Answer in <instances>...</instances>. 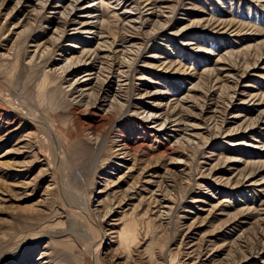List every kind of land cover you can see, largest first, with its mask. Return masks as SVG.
Instances as JSON below:
<instances>
[{"label":"rangeland","instance_id":"rangeland-1","mask_svg":"<svg viewBox=\"0 0 264 264\" xmlns=\"http://www.w3.org/2000/svg\"><path fill=\"white\" fill-rule=\"evenodd\" d=\"M22 1L0 0V264H264V1L154 0L163 17L123 0L115 11L143 12L134 29L110 15L116 0H63L94 15L82 19L113 48L136 36L125 100L103 107L96 79L81 101L67 94L75 75L62 79L58 49L73 38L29 51L55 24L40 34ZM17 2L27 17L14 28ZM91 35L69 55L94 47ZM11 105L47 124L59 149ZM131 227L136 238L122 241Z\"/></svg>","mask_w":264,"mask_h":264},{"label":"bare ground","instance_id":"bare-ground-1","mask_svg":"<svg viewBox=\"0 0 264 264\" xmlns=\"http://www.w3.org/2000/svg\"><path fill=\"white\" fill-rule=\"evenodd\" d=\"M75 1H77V0H75ZM122 1L123 0H116L115 5L113 6L114 10L110 13V15L112 16L113 19H116V18L127 19L128 18V20H126L123 23L124 25H126L127 27H132L134 29L140 28V26H138V27L133 26L135 23H140L142 21V17H143V12L139 9L138 4H137V8H133V7L127 8L130 5V3H127L125 10H123L122 12L115 11V9H118L117 7L120 5V3ZM138 1L143 3L144 7L147 6L146 9L150 10L148 12L149 15L163 16V14H162L163 12L160 8H158L156 1H154V0H138ZM251 1L252 0H250V2ZM262 1H264V0H257L256 3L259 4ZM18 2L16 5V8H14L11 11V13L14 12V15L17 16L16 17L17 21H16V23L13 24L12 27L18 28L20 26H23V24H24L23 19H25V17L30 16V15L31 16L28 18L27 21H32L30 23V25L32 23H34L36 28H38L41 31L40 34H42V35L45 34V31H47L48 28L52 24H55L54 25L55 27L53 30L54 35H50L47 38V40L45 39L44 41H39V42L37 41L36 42V40L30 39L27 41L25 39L27 41L26 42L27 46L30 48L32 47L29 51L33 52V55H35V58L39 55L44 56L49 50H51V48L53 46H57L59 48L58 41L60 38H62L64 36L71 37L75 40L72 42L69 41L68 43L61 45L60 48L58 49L60 51L59 55L61 56L62 59H64L63 65L60 66V68L62 70L59 72V73L63 74L62 79L65 80L70 75H75L73 81L69 84L68 92L66 91L67 94L72 97V100H74V102L75 101H81L83 99V97L89 95V91L91 90L90 84L92 83L93 79L98 80V83H99L97 91H96V97H97L96 99H98L97 104L99 107H100V105L103 107L105 100L108 99L109 95H111V99H109V102L111 104L119 103L120 100H125V89L128 88V85H126V84H127V80L130 78V71L132 68L127 65V60L124 58V55L126 56V54H131L133 52L132 51L133 48L136 47V44L133 42L136 39V36H134L133 34H127L122 39L123 41L120 42V44L117 47L115 46L113 48L114 41L110 42L108 40L107 34L103 35L102 31H100L99 29H97L98 31L97 30L96 31L91 30L92 28H100L99 27L100 25L97 26L96 23H95L96 24L95 25V24H92L91 22H88V20H86V19H82V16H84V17H95V16L94 15L93 16H87L86 14H82L78 18V16L76 15V13L78 12L76 10H78V9L76 8L75 4L72 2L64 5V4H62L63 0H56L55 3L52 5V4H50V3H52L51 0H36V2H34V0H23L20 4V8L23 6L22 3L25 5L29 4L28 8L31 7V11L29 12V14L27 16L24 15L22 18L19 17L21 15V11L19 10L20 8H18ZM59 2H61V3H59ZM131 2L137 3V0H132ZM32 4H33V6H32ZM88 5L89 6H85L84 8H81V9L92 8L94 6V4H92V3H89ZM49 7L53 8V10H50V12L47 11L48 13H50V14H48V16L44 15L46 13V9ZM57 8L58 9L62 8V9H59V11H57L58 10ZM44 9H45V11H44L45 13L43 14V16L45 18L44 17L43 18H44V20H46V24H48V25H44V23L37 24L39 22V20H38L39 16L37 14L39 11H41V10L43 11ZM11 13H8V14H11ZM59 13H60V15H59ZM56 14L59 15L61 17V19H56L57 18ZM163 17H166V16H163ZM106 18L109 20V17H106ZM146 19L149 20L150 16L146 17ZM47 20H48V22H47ZM41 21H42V19H41ZM75 23H78V26L70 27V25H74ZM42 24H43V26H42ZM29 26L27 27V29L29 28ZM219 28H223V27L219 26ZM227 30H229V27H225L224 30L221 32H227ZM29 32L31 33L32 31L29 30ZM29 32H28V34H29ZM158 32H162V29L158 30ZM82 34H92L91 36H93L94 39H98L97 44L94 47L82 48L80 50V52L77 51V53H79L78 55H75V54L69 55L70 53H72V51L75 48L78 49L79 46L76 44V42L78 43L81 41V43H88V44L91 43V42H89L90 37L89 36H85V37L80 36ZM230 35H233V36L236 35L238 37V33H236V32H231ZM48 46H51V48ZM61 47H63V48H61ZM248 47H249V45H248ZM156 57H157V55H155L153 57V59H156ZM55 61L56 60H53L52 64H54ZM153 66L156 67L157 70L162 69L164 71H167L168 67H170V65L167 66L166 63L159 62V60H155V63H153ZM124 68H126V69H124ZM50 70H48V71H50ZM53 70H56V69L54 68ZM114 79L116 80V82H114ZM114 83L116 86H114ZM240 93L242 95H248V97H250V98L256 96V93H253V92H250L248 94H246L244 92H237L236 95L238 96V95H240ZM11 106H9V108H12L14 111L20 112L19 114H22L23 117H25V118L33 121V122H36L38 125L42 126V128H43L42 131H45V133L44 132L43 133L45 134V136L48 139V141L50 142V144L54 147L55 152L57 149H59L55 135L50 130V128L47 124H45L43 121L37 120V118H35V117L28 116L27 115L28 113L26 111H23L22 109L19 110V109H17V107L15 108L14 106H12V107ZM96 109L99 110L98 107H96L95 110ZM246 109H248L247 111H250L252 108H246ZM206 110H207V107H206ZM207 111H211L212 113L215 112V110H207ZM98 115L102 116L99 113H98ZM212 116H213V114H212ZM230 117L236 118L237 115L232 114ZM19 121L22 122L21 120H19ZM221 121H223V120H221ZM201 128H205V127H201ZM15 129L17 130L18 128L15 127L13 130L15 131ZM36 129H38V128L36 127ZM39 131L41 132V129H39ZM7 132H11V129ZM31 133H33V131H28L26 136H29V134L33 135ZM227 134L230 135L229 133H227ZM99 139H100V137H99ZM92 144L94 147L97 148L96 155L100 154V152H102V150H105V151L107 150L105 148V144L103 147L101 142H100L101 145L100 144L97 145L95 143H92ZM22 147H24V146H19V147L15 148V150H17L18 154H24V153L29 152L28 150L21 149ZM87 148H90V147L87 146ZM7 153H9V151L5 152V154H7ZM2 155L3 154H1L0 156H2ZM57 155L58 154L56 153L55 156H57ZM107 173L114 174L113 171H110ZM9 175L10 174H8V176ZM108 181H109L108 179H105L104 183L106 184ZM102 190L103 189H101V191ZM103 191H105V190H103ZM153 193L154 192L152 191L150 193V195H152ZM67 204L70 206V208H73L77 211L82 212L84 214V216L88 219V222L92 226L97 227L96 223L93 221V219H91L92 217L88 211H85L84 209L79 208L77 206H73L69 203H67ZM127 205H128V203H127ZM224 205L225 204H222L221 206H224ZM220 210H223V209L221 208ZM126 230L127 231L124 230V232H123V230L121 231V233H120L121 240L122 241H127V240L133 241L136 238L135 229L129 228ZM99 231H100V229H99ZM122 232L124 234H122ZM43 253L44 252L41 253L40 259L43 258V256H44Z\"/></svg>","mask_w":264,"mask_h":264}]
</instances>
